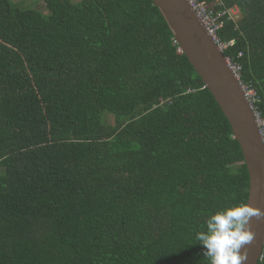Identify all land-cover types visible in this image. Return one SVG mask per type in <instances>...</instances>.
Masks as SVG:
<instances>
[{
  "label": "trees",
  "instance_id": "obj_1",
  "mask_svg": "<svg viewBox=\"0 0 264 264\" xmlns=\"http://www.w3.org/2000/svg\"><path fill=\"white\" fill-rule=\"evenodd\" d=\"M43 1L0 0V264H208L250 184L213 94L153 0ZM204 2L264 119V0Z\"/></svg>",
  "mask_w": 264,
  "mask_h": 264
},
{
  "label": "water",
  "instance_id": "obj_2",
  "mask_svg": "<svg viewBox=\"0 0 264 264\" xmlns=\"http://www.w3.org/2000/svg\"><path fill=\"white\" fill-rule=\"evenodd\" d=\"M173 32L180 51L200 75L232 126L250 177L247 205L264 212V140L244 86L228 58L207 31L189 0H153ZM254 240L244 264H258L264 252V217L251 220Z\"/></svg>",
  "mask_w": 264,
  "mask_h": 264
},
{
  "label": "clouds",
  "instance_id": "obj_3",
  "mask_svg": "<svg viewBox=\"0 0 264 264\" xmlns=\"http://www.w3.org/2000/svg\"><path fill=\"white\" fill-rule=\"evenodd\" d=\"M253 217L260 219L264 212L254 211L245 204H232L207 216L205 225L196 232L195 240L203 248V258L208 264H244L246 250L251 244L254 233L251 230Z\"/></svg>",
  "mask_w": 264,
  "mask_h": 264
},
{
  "label": "built area",
  "instance_id": "obj_4",
  "mask_svg": "<svg viewBox=\"0 0 264 264\" xmlns=\"http://www.w3.org/2000/svg\"><path fill=\"white\" fill-rule=\"evenodd\" d=\"M190 4L192 5L193 9L196 11V14L198 15L199 19L203 23V25L206 27L207 31L213 36L214 40L216 41L217 45L220 47L222 51L232 43L230 41L223 42L219 35L218 30L223 26V22L219 20V17L223 14H226L222 12L220 14H214L211 9H209L204 0H189ZM229 63L231 64L233 70L237 74V76L240 78V66L234 65L231 63L230 59L228 58ZM245 89L246 96L248 100L251 102L253 109L255 111L259 128L262 133V137L264 140V119L261 118L260 113L257 111V109L254 106L255 101V92L253 89H249L247 86L243 85ZM264 256V252L262 254V257ZM261 257V258H262Z\"/></svg>",
  "mask_w": 264,
  "mask_h": 264
},
{
  "label": "rangeland",
  "instance_id": "obj_5",
  "mask_svg": "<svg viewBox=\"0 0 264 264\" xmlns=\"http://www.w3.org/2000/svg\"><path fill=\"white\" fill-rule=\"evenodd\" d=\"M15 1H21V0H15ZM25 3L27 4H35V7L37 8H40V9H44V6H45V2L43 0H38L37 2H35V0H24ZM73 1H78V0H73ZM225 13V11H222ZM226 13H229L230 16L233 18V19H238L239 18V11L237 8H232L228 11H226Z\"/></svg>",
  "mask_w": 264,
  "mask_h": 264
}]
</instances>
